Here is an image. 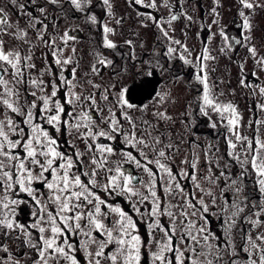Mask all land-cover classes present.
Returning a JSON list of instances; mask_svg holds the SVG:
<instances>
[{
    "label": "snow or ice",
    "instance_id": "snow-or-ice-1",
    "mask_svg": "<svg viewBox=\"0 0 264 264\" xmlns=\"http://www.w3.org/2000/svg\"><path fill=\"white\" fill-rule=\"evenodd\" d=\"M125 3L141 28L150 22L164 41L162 52L153 48L154 63L140 61L137 74L158 70L179 81L174 62L192 69L187 83L196 94L179 121L171 88L136 104L130 89L113 81L126 69L118 71L103 50L135 68L137 46L113 39L125 23L114 0H0V264H264V55L251 19L264 4L238 0L242 40L219 28L226 42L220 55L228 56L233 44L246 48L235 61L237 88L252 100L245 119L227 99L236 94L231 81L226 93L223 80H212L218 57L208 43L197 51L175 37V21L194 22L186 0ZM161 8L167 17L153 15ZM212 13L219 15L215 7ZM81 16L102 29L86 70L77 52L81 29L60 23ZM214 36L210 31L208 42ZM41 47L46 54L38 68ZM200 118L223 139V152L195 137Z\"/></svg>",
    "mask_w": 264,
    "mask_h": 264
},
{
    "label": "flooded vegetation",
    "instance_id": "flooded-vegetation-1",
    "mask_svg": "<svg viewBox=\"0 0 264 264\" xmlns=\"http://www.w3.org/2000/svg\"><path fill=\"white\" fill-rule=\"evenodd\" d=\"M170 2L173 4H176L177 0H170ZM190 2L193 4V8H194L195 13L197 14V18L199 20H204L208 23H210L209 21L212 22V20L217 18V16H215L212 13V9L215 7L216 12L221 14L223 16L224 21H225L224 25L222 26V28L225 30V35L230 36V37H234L237 40H242L243 36L246 34L244 29L241 27L242 18L238 14L239 11L241 10V5L238 3V0H219L218 5L216 3H214V0H190ZM258 2L261 4H264V0H258ZM114 6H115L114 10L116 12V15L125 17V23L121 27L118 28V33H123V35L118 34L117 36L113 37V39L118 44H123V40H125V39H133L137 42V46L135 48L136 67L135 68L133 67L132 61L122 59V56H118L114 52H111L110 50H103L104 54L109 56V58L113 59L116 62L118 71L120 70L121 66H123L126 69V71L121 72V74L119 76H115V75H113V76L116 77L117 80H119L120 85L130 89L131 94L132 93L134 94L137 92L138 86L143 81H147L148 79L151 80V83L148 86L150 88V90L138 89V93H142V94L140 95V98L138 99V101L134 102L136 104L148 103L147 97L154 96V94H152V93H155L156 86H157L158 82L163 80L164 76L161 77V73L158 70H156L155 74L153 76L148 77L146 75V73L145 74H137V69L139 68V62L140 61H144L146 64L148 62L154 63V57L151 55L153 52V48L155 47L156 51L162 52L163 48L161 47V45L164 43V41L162 39L157 40V36L159 35V31L150 22H149L148 28H141L139 26V22L137 21V19L135 17V13L132 12V9H129L127 7L125 0H114ZM233 7H234V9H233ZM173 10L174 11H180L181 9L179 7H175ZM148 11H152V10H148ZM244 11L247 14L249 10L244 9ZM94 12L98 16V18L103 19L104 13L99 8L94 9ZM129 13H131V19L128 18ZM153 15H156L157 17H160V16L167 17L168 10L163 8V13H161L160 11L159 12H153ZM218 16H220V15H218ZM182 18L183 17H181L180 19H178L177 21H175L173 23V26L175 28V37L176 38H179V36H181V32L179 31L181 29V27H179L178 24H180L182 26ZM219 18H221V16ZM12 19H15V16H13ZM251 19H252V23L254 25V32L255 33L254 32L253 33L256 34L257 40H258V42H257L258 50L260 51V53L262 55H264V10L257 9L255 15ZM255 21L258 22V25L256 24ZM21 23H22V21H21ZM60 23L62 25L63 24H70V25L78 26L81 29L79 32L75 33L79 38L78 44H77V52L80 54V56L83 57L82 68L86 69L89 48H92V45H95L94 49L99 47V45L101 43V31H102V29H100L98 26L87 24L82 16H81V18H78V19H69L68 21L62 20ZM110 26H112V25H110ZM198 29H199V32L202 33V40L203 41H205L207 39V34H210V31H211V33L212 32L215 33V36L220 35L219 34V28H216V29L211 28V30L209 31V28L206 25L201 26V27L196 28L197 34H199ZM61 30H63V28H61ZM134 32H138L139 36H134L133 35ZM219 40H221V39H219ZM205 43H207V42H205ZM141 45H143V46H141ZM198 45L200 46L198 48V50H200L203 47V43L202 44L199 43ZM215 45L217 47L221 46V44H215ZM208 47L210 48V50H214L213 45L210 46L209 43H208ZM119 51L121 52L122 55H126L129 52V49L127 48V46H125L123 48H120ZM45 54H46V50L43 47L36 50V57H37L36 62H37L38 68L43 67V65H44L43 56ZM68 54H70V50L66 49L65 55H68ZM89 55H90V53H89ZM229 56L232 57L231 60L228 58ZM245 56H246V48L243 47L242 45H239V44H233L232 48L229 49V51H228L227 59L230 63H233L235 65L234 68H235L236 75L230 76L224 80L221 77L213 76V80L222 79L225 82L223 85H224L225 91L227 90L226 93L230 92V88L228 87V82L231 81V88L234 89V87H235L236 89H238V90H236L237 96L248 98L247 90H241V89L237 88V83H236L238 68H237V64L235 63V61L240 60V59L244 58ZM51 59H52L51 55L48 54V61L51 62ZM40 61H43V63H41ZM163 62L164 61H162V63ZM173 67L183 77L182 80L185 79V71L187 69L189 75L186 74L187 81L183 80V82L187 83L188 81L191 80L192 76H190L191 75L190 73H192V70L190 68L185 67L181 71V65L178 61L174 62ZM246 67L249 71H251L253 69V64H252L251 60L248 61ZM104 73H106L109 76L110 70H106V71H104ZM167 74L168 73H165V75H167ZM125 76H126V79H124ZM261 80H264V75H261ZM253 82H255V81H253ZM179 87H183V83ZM152 88H153V90L151 92ZM193 94L194 95L196 94L195 88H194ZM248 103H249V101H246L245 104L247 105V108L249 109ZM251 104H252V100L250 98V105ZM247 118L248 117H245V119H247ZM180 126H181V128L177 129L178 132L183 128L182 125H180ZM192 132L195 134L196 138H200V139H201V137L205 138L203 140L206 141V144L218 143L220 146L221 152L224 151L225 146L223 143V139L220 138L219 140H217L216 132L207 126V121L205 118H200L198 121H196V124H195L194 128L192 129ZM221 161H220V163H221V166L223 167L225 160L221 159ZM231 170L233 172L238 173L239 167L234 166V167H232ZM251 188H252V184L248 183L247 188H246V192ZM216 222L218 223L217 225L219 226V222L218 221H216ZM217 231L218 232L221 231L220 227H218Z\"/></svg>",
    "mask_w": 264,
    "mask_h": 264
},
{
    "label": "rangeland",
    "instance_id": "rangeland-1",
    "mask_svg": "<svg viewBox=\"0 0 264 264\" xmlns=\"http://www.w3.org/2000/svg\"><path fill=\"white\" fill-rule=\"evenodd\" d=\"M184 8L187 9V14L191 15L193 17V21L194 22L191 23V24H188V22L184 18H182V26L180 24H178V26L181 27V29L179 30L181 32V36H179V38L181 40H186L188 45L190 47H193V48L197 49V51H199L198 50V48L200 47L198 45L199 43L202 44V43L207 42V43H209L210 46L213 45L214 50H211V51H212L213 55H216L218 57V63L215 65L216 68H217V71L213 74V76L221 77V78H223V80L228 78V77H230V76H235L236 75L235 68H234L235 65L228 61V59H227L228 56L220 55V53H219V48L222 45L225 46L226 42L224 41V39L220 35H217V36L213 37L211 42H208V36L210 34H207V39L205 41H203L202 40V33L199 32V29H198L199 34L196 33V28L201 27V26H205V25L207 27H208V25H211V28H214V29L221 28L224 25V23H225V21L223 19V16L221 14H219L221 16V18H219L220 16H217V18H216V20L218 21L217 24H213L211 21H209L210 23H208V22H206L204 20H199L197 18V14L195 13L194 8H193V4L190 2V0H186V3L184 4ZM161 9L162 10H160V12L163 13V8H161ZM233 9H234V7H233ZM255 22L258 25V22L257 21H255ZM186 25H188V26L185 27ZM184 33H186L187 35L185 36ZM254 33H253L254 42L257 44V42H258L257 36ZM219 39H221V40H219ZM215 44H221V46L217 47ZM94 47H95V45H92V48H89L88 57H87V66L93 60V57L91 55H89V53H91L93 51ZM40 62L43 63V61H40ZM87 66H86V68H87ZM209 66L210 67L212 66V62H209ZM70 67L71 66H69V71H70ZM65 74L67 75L68 73L66 72ZM186 74L189 75L187 69L185 71V79H183L185 81H187ZM190 74H191L190 76H192V73H190ZM104 76H105V79L107 80L108 79V75L106 73H104ZM163 76H164L165 79L163 78V80L158 82V84L156 86V91H161V90H164L165 88H171L173 90L174 96L178 99V104L172 109V114L174 116H176L178 118V121H179V115L184 110L185 104L188 101H190L192 99L193 95H194L193 94L194 88H190L188 86V83L183 82L182 79L179 80V81H173L172 80V75L170 73H168L167 75H165V74L162 75L161 74V77H163ZM213 76H212V80H213ZM112 78H113V81L117 80V78L114 77V76ZM124 79H126V76L124 77ZM220 80H222V79H220ZM150 83H151V80H149V79L147 81H143L138 86V89L150 90V88L148 87L150 85ZM182 83H183V87L184 88L183 87H179L180 85H182ZM221 88L225 91L223 84H222ZM138 89H137V92L134 93V94L133 93L131 94V92H130V100L133 101V102L138 101V99L140 98V95L142 94V93H138ZM234 89H236V88L234 87ZM152 90H153V88L151 89V92H152ZM236 90H238V89H236ZM152 94L155 95V93H152ZM152 97H147V99H148L147 102L148 103L151 102ZM221 99H225V97H221ZM227 99L228 100H233L238 105L239 110L244 115V117H248V115H249L248 108H247V105L245 103H246V101H249L248 104L250 105L249 96H248V98L239 97V96H237V93H236V95H234V96L233 95H228ZM179 128H181V126L177 127V129H179ZM186 138H190L188 136V134H186ZM198 139L201 141V143L206 144V141L203 140L205 138L201 137V139L200 138H198ZM198 151H199V149H198ZM201 163L202 164L204 163L203 156L201 157ZM217 224L218 223L215 221V218H213L212 227L216 231H217V229L219 227ZM145 230H146V226H141V231L144 232Z\"/></svg>",
    "mask_w": 264,
    "mask_h": 264
}]
</instances>
